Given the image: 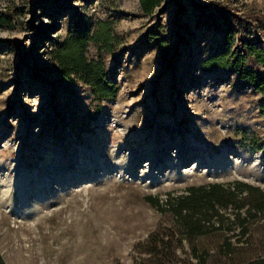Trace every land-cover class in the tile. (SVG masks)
<instances>
[{
  "label": "rangeland",
  "instance_id": "rangeland-1",
  "mask_svg": "<svg viewBox=\"0 0 264 264\" xmlns=\"http://www.w3.org/2000/svg\"><path fill=\"white\" fill-rule=\"evenodd\" d=\"M74 41L88 62H102L113 96L99 93L95 76L59 66L56 52ZM239 41L264 50V0H161L149 13L142 0H0L4 263L264 258V209L242 226L247 204L216 205L194 236L188 211L177 212L191 186L264 188V97L230 66ZM243 67L264 72L253 57ZM150 161L153 173L179 166L150 185L117 172L130 162L137 175Z\"/></svg>",
  "mask_w": 264,
  "mask_h": 264
},
{
  "label": "trees",
  "instance_id": "trees-1",
  "mask_svg": "<svg viewBox=\"0 0 264 264\" xmlns=\"http://www.w3.org/2000/svg\"><path fill=\"white\" fill-rule=\"evenodd\" d=\"M160 1L161 0H142V3L145 10L149 13ZM248 20L252 21L251 19ZM71 43H73L72 49L69 50L68 47L64 45L56 52L55 56L59 66L62 68L65 67L75 73H81L85 76L87 82L89 81L87 76H95L94 84L99 90V93L103 96H113L115 94L114 85L105 84V87H102L101 76L104 74L102 62H88L83 56L82 44L77 41ZM237 46V51L235 53L236 59L232 63L233 65L231 64L230 66L248 79L264 97V72L259 74L254 69L246 70L243 67L247 58L253 57L255 63L261 64L264 69V50L258 49L255 45H245L240 41ZM214 58L217 57H213V59ZM262 112L264 114V109ZM186 191L188 194L182 197L179 203V206L183 209L176 211L178 213H181L182 210L188 211V215L182 218H184V225L190 236L202 233L201 222L210 221L214 214H218V210L215 208L216 205L225 207L232 204L236 205V208H240L247 204L249 206L247 210L248 217L238 218L242 226L248 218L253 217L251 209H254L256 212H261L264 209V188L254 187L238 181L227 186L222 183H209L196 187L191 186L188 187ZM245 191L247 194L242 197V193ZM252 195H257V197ZM148 201L153 206H156V199L148 197ZM245 233L246 230L243 228L242 235ZM224 247L231 249L230 243L227 242ZM193 254L204 264L205 253L198 254L194 252ZM0 264H5L1 256ZM247 264H264V258L254 259Z\"/></svg>",
  "mask_w": 264,
  "mask_h": 264
},
{
  "label": "bare ground",
  "instance_id": "bare-ground-1",
  "mask_svg": "<svg viewBox=\"0 0 264 264\" xmlns=\"http://www.w3.org/2000/svg\"><path fill=\"white\" fill-rule=\"evenodd\" d=\"M259 157V155H258ZM258 159V158H257ZM153 162L150 161L149 163H147L143 169L141 170V172L137 173V175H135L132 171V167H131V164L130 162H128L126 164L125 167H122V166H118L117 167V172L119 173L120 176H125V175H128V176H134L136 179L138 180H141L143 181L144 183L146 184H152L162 178H167V179H170L169 177H171V175L173 174V172L176 170V168L179 166V164L177 162L173 163V162H168V165H170L171 167V170L169 172H165L164 174L160 173V172H157V173H153L152 172V166H153ZM91 165V164H90ZM234 165H238V162L234 163ZM117 173V174H118ZM118 175V176H119ZM71 178L72 181L78 179V176L76 175L75 177H72V176H69L67 179ZM48 183V180L47 179H43V182L42 183H37L35 185V188L34 190L36 192H38L41 187H43L44 184ZM24 184H21L19 186V195L21 197V199H24V198H27V194L25 193L24 191V188L23 187H29L28 185H25L23 186ZM8 192V191H6ZM40 192V191H39ZM3 193V192H2ZM27 201V199H26Z\"/></svg>",
  "mask_w": 264,
  "mask_h": 264
}]
</instances>
